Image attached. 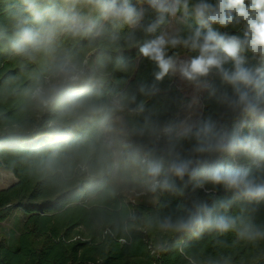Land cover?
Here are the masks:
<instances>
[{
    "label": "clouds",
    "instance_id": "1",
    "mask_svg": "<svg viewBox=\"0 0 264 264\" xmlns=\"http://www.w3.org/2000/svg\"><path fill=\"white\" fill-rule=\"evenodd\" d=\"M137 3L0 0V174L20 169L52 199L79 190L99 240L131 247L138 232L155 258L262 264L264 0ZM144 61L152 83L116 80ZM189 189L206 198L162 199Z\"/></svg>",
    "mask_w": 264,
    "mask_h": 264
},
{
    "label": "trees",
    "instance_id": "2",
    "mask_svg": "<svg viewBox=\"0 0 264 264\" xmlns=\"http://www.w3.org/2000/svg\"><path fill=\"white\" fill-rule=\"evenodd\" d=\"M131 2L139 6L137 0ZM123 55L126 59L134 60L137 50H128ZM152 72V66L144 61L135 74L116 73L115 78L117 81L128 80L130 84L140 80L150 84L154 79ZM160 87L169 89L171 97H182L186 103L190 100L179 90L175 78H166ZM203 104L204 115L217 118L214 103L203 98ZM176 110L174 105L171 106L164 117ZM184 113L181 111L180 118ZM229 159L224 157L225 161ZM15 177L17 181L14 184L0 190V223L11 219L15 221V226L9 232L0 233V264H181V258L175 252L160 258L150 255V237L144 233L132 234L135 243L131 247L121 246L115 239L99 240L102 225L80 203L83 194L79 190L52 199L43 184L28 178L22 170L17 169ZM216 195L231 197V193H225L222 188ZM192 198L206 197L203 190L192 193L191 189L188 198L162 197L170 201L172 208L179 204H190ZM136 204L147 207L141 201ZM233 211H236L235 207ZM258 220H264V210L258 214ZM201 242L195 239L186 241L192 248Z\"/></svg>",
    "mask_w": 264,
    "mask_h": 264
},
{
    "label": "rangeland",
    "instance_id": "3",
    "mask_svg": "<svg viewBox=\"0 0 264 264\" xmlns=\"http://www.w3.org/2000/svg\"><path fill=\"white\" fill-rule=\"evenodd\" d=\"M176 84L177 86L181 87V82L179 81L178 78H175ZM183 94L188 97L189 99H191V91L189 90L187 93L183 92ZM201 103L203 104V97L201 99ZM204 105V104H203ZM204 108V107H203ZM186 114V112L184 113V115ZM17 181V178L14 176H10V175H6V174H0V190L7 188L9 186H11L12 184H14ZM15 226V221L14 220H9V221H5L0 223V233H7L9 232L13 227Z\"/></svg>",
    "mask_w": 264,
    "mask_h": 264
}]
</instances>
